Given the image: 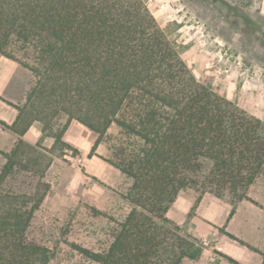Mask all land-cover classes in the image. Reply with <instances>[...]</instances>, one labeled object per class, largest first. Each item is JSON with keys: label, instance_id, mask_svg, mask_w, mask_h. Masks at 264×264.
Returning <instances> with one entry per match:
<instances>
[{"label": "trees", "instance_id": "trees-1", "mask_svg": "<svg viewBox=\"0 0 264 264\" xmlns=\"http://www.w3.org/2000/svg\"><path fill=\"white\" fill-rule=\"evenodd\" d=\"M255 1L228 6L242 15ZM1 56L33 76L4 127L21 136L39 122L52 147L77 152L63 140L76 120L97 134L88 156L113 124L127 138L109 162L132 179L131 208L104 250L81 248L97 264L197 257L195 239L167 215L179 192L198 190L191 211L205 193L224 200L229 220L264 170V120L196 78L146 0H0ZM25 147L19 138L5 154L0 184L24 165ZM45 191L0 192V264H49V247L26 238Z\"/></svg>", "mask_w": 264, "mask_h": 264}, {"label": "rangeland", "instance_id": "rangeland-1", "mask_svg": "<svg viewBox=\"0 0 264 264\" xmlns=\"http://www.w3.org/2000/svg\"><path fill=\"white\" fill-rule=\"evenodd\" d=\"M146 1L196 78L264 120V0L240 7L242 15L228 6L236 5L235 0ZM16 64L1 56L0 67L12 76L3 95L22 104L18 97L24 98L33 76L20 64L15 68ZM81 127L76 141L68 142L77 152L47 147L52 137L45 133L37 146L25 147L24 165L17 164L0 184V192L33 194L37 188L46 190L32 215L26 238L49 247V264H97L81 248L104 250L131 208L125 196L132 179L109 162L117 159L118 145L127 143L125 134L113 124L96 154L88 156L97 134ZM197 196L195 187L182 189L167 212L195 239L201 253L204 249L211 253L203 260L201 253L186 258L183 264H234L213 248L218 242L242 249L246 246L263 259L264 170L250 186L249 199L238 204L229 220L230 205L210 193H205L191 211ZM210 226L212 233L207 234Z\"/></svg>", "mask_w": 264, "mask_h": 264}, {"label": "crops", "instance_id": "crops-1", "mask_svg": "<svg viewBox=\"0 0 264 264\" xmlns=\"http://www.w3.org/2000/svg\"><path fill=\"white\" fill-rule=\"evenodd\" d=\"M17 66H19V64H16L15 68H17ZM10 79H12V76L7 74L5 70L0 67V120L4 121L8 125H12L18 115V109L14 105L21 104L18 103L17 100L4 99L3 92L6 90ZM25 94H24V98L18 97V101L19 99L20 101L22 100L24 101ZM8 102H11L12 104ZM81 125L83 124H81L76 120H72L63 135V140L67 142L76 141V134L82 130ZM41 137H42V132H41V125L39 122L33 123L21 136H19L12 129L4 127L2 124H0V172L2 170L3 165L6 162L5 154L9 153L16 146L19 138H22L24 140L25 145L32 148L34 146H37ZM52 144H53V137L52 140L48 141L46 146L51 147ZM205 216L209 218L208 215ZM211 233H212V226H210L207 230V234H211ZM213 248L218 250V252L220 253H224L225 255H228L240 261L242 264H261L262 262L261 256L254 251H250V249H248V247L246 246H244V249H242L240 247L238 248L235 245H232L231 243L226 244L224 242L223 243L218 242L213 246ZM210 254L211 253L208 249H204V251H202L201 253L200 260L207 259L209 256H211ZM186 258L189 257L188 256L184 257L180 264H183Z\"/></svg>", "mask_w": 264, "mask_h": 264}, {"label": "built area", "instance_id": "built-area-1", "mask_svg": "<svg viewBox=\"0 0 264 264\" xmlns=\"http://www.w3.org/2000/svg\"><path fill=\"white\" fill-rule=\"evenodd\" d=\"M204 243H205V244H208V242H207V241H204Z\"/></svg>", "mask_w": 264, "mask_h": 264}]
</instances>
